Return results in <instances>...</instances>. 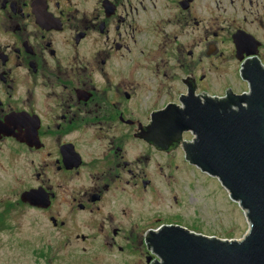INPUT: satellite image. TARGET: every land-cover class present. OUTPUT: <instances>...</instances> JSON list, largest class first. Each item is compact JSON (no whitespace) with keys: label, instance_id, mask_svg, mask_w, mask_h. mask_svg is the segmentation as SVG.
<instances>
[{"label":"flooded vegetation","instance_id":"obj_1","mask_svg":"<svg viewBox=\"0 0 264 264\" xmlns=\"http://www.w3.org/2000/svg\"><path fill=\"white\" fill-rule=\"evenodd\" d=\"M248 61L264 67V0H0V152L22 181L0 227L31 217L36 264H155L151 233L199 232L149 205L197 167L193 132L155 117L248 91Z\"/></svg>","mask_w":264,"mask_h":264},{"label":"water","instance_id":"obj_2","mask_svg":"<svg viewBox=\"0 0 264 264\" xmlns=\"http://www.w3.org/2000/svg\"><path fill=\"white\" fill-rule=\"evenodd\" d=\"M241 72L248 91L204 103L188 97L185 108L158 113L151 129L172 141L193 132L186 159L220 181L244 211L248 230L224 239L165 226L148 236L155 264H264V67L248 61Z\"/></svg>","mask_w":264,"mask_h":264},{"label":"rangeland","instance_id":"obj_3","mask_svg":"<svg viewBox=\"0 0 264 264\" xmlns=\"http://www.w3.org/2000/svg\"><path fill=\"white\" fill-rule=\"evenodd\" d=\"M245 88V84L240 85V89ZM186 166L189 168V164ZM189 170L181 172L180 179L170 185L163 183L160 188L156 186L149 205L156 210L169 211L171 218L176 214L182 215L184 223L197 227L199 233L224 239L242 238L248 230V221L238 203L231 200L216 177L194 166ZM20 173L18 157L0 152V211L4 210L8 201L16 198L19 184L22 186ZM174 195L180 199L179 203H175ZM19 209L10 210L6 214L8 226L5 229L0 227V264L37 263L36 254L31 252L29 237H26L32 234L28 229L31 217Z\"/></svg>","mask_w":264,"mask_h":264}]
</instances>
